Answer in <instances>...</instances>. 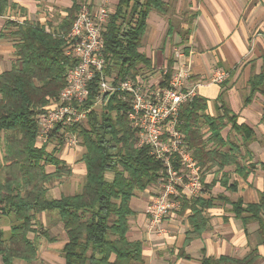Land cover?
<instances>
[{"label": "trees", "instance_id": "trees-1", "mask_svg": "<svg viewBox=\"0 0 264 264\" xmlns=\"http://www.w3.org/2000/svg\"><path fill=\"white\" fill-rule=\"evenodd\" d=\"M86 1L74 0L68 18L54 32L9 23L15 29L10 36L18 43L11 69L0 74V145L4 151L0 167V264L19 261L32 264L38 259L40 241L53 240L48 231H37V216L42 213L54 214L63 225L67 238L63 248L65 264H145L143 242L128 238L129 219L135 214L130 204L137 192L157 185L165 176V169L151 155L148 146L138 145L136 130L127 116L130 103L122 98L125 93L107 96L101 110H92L86 123L74 128L86 149L83 162L87 174L79 192L60 199L48 198V185L65 174L69 176L71 169L57 156L37 146L38 117L56 104L66 85L68 70L78 64V60L66 55L64 37ZM9 4L10 0H0V17ZM168 8L162 0H120L102 33L107 61L105 74L110 83L143 76L146 70L152 69L151 59L141 51L148 18L152 11L166 14ZM6 36L1 33L0 40ZM173 65L170 61L163 86L168 85L175 73ZM263 86L264 73L250 81L253 94ZM97 92L94 81L86 108L92 107ZM206 109V100L198 96L181 107L180 129L188 149L197 163L202 168L207 166L208 170L235 164L237 159L232 150L229 154L221 150L227 146L222 131L231 122L247 142L253 130L238 125L228 109H224V116L217 118L205 115ZM202 123L212 132L208 141L204 139ZM61 129L58 126L50 134V141L59 146H62ZM210 142L217 147L207 151ZM234 146L238 152L239 146ZM48 166H53L55 171L48 172ZM228 184L229 180L225 181L227 190L236 191V185ZM220 199L232 205L233 213L246 229L250 224L258 225L259 243L264 247V193H260V200L255 204H245L242 199L231 202L221 195L209 201L196 197L191 203L182 197V209L188 207L192 211L189 218L192 229L186 243L190 244L207 229V219L197 207L210 208ZM5 219L10 226L8 234L3 230ZM260 259L259 251L254 249L242 258L204 256L202 264H257Z\"/></svg>", "mask_w": 264, "mask_h": 264}, {"label": "crops", "instance_id": "crops-1", "mask_svg": "<svg viewBox=\"0 0 264 264\" xmlns=\"http://www.w3.org/2000/svg\"><path fill=\"white\" fill-rule=\"evenodd\" d=\"M88 1L94 10L107 5L111 15L120 2ZM162 1L169 7L168 12L150 13L141 49L153 66L139 77L155 83L164 81L169 71L168 64L173 61V72L181 68L191 70L188 85L203 83L197 89V96L207 102L205 115L222 117L224 109H228L236 117L238 125H246L253 130L251 139L245 142L244 136L233 129L231 122L227 124L222 131L227 146L221 150L227 154L232 150L237 160L224 168L214 166L208 170L207 166L201 167L204 184L208 188L200 197L209 201L221 195L231 202L242 199L245 204L258 203L260 193H264V86L253 94L250 81L264 73V0ZM73 4L74 0H10L6 13L0 17V34L7 35L0 40V74L9 71L16 59L18 41L10 36L15 29L9 23L38 26L54 32L68 18V10ZM217 69L229 73V79L223 84L209 83ZM202 133L205 140L211 138L212 132L207 124L202 123ZM234 145L239 146L238 152L233 149ZM216 147L214 142H210L207 151ZM45 149L71 169L69 177L48 185V198L60 199L63 195L76 194L87 174L83 162L86 149L81 141L74 149L54 142ZM3 158L4 151L0 145V167ZM47 171L54 172L55 168L48 166ZM108 176L112 179V175ZM228 180V186L236 185V191L226 189L225 181ZM159 186L137 192L130 204L135 214L129 219L128 238L133 242H143L145 264H202L204 256L242 258L254 249L261 256L257 264H264V247L259 243L258 225L253 223L246 229L233 213L232 205L222 199L216 200L210 208L197 207L207 219V229L190 244L186 240L192 229L189 220L192 211L188 207L182 209L183 205L165 220L162 232H150L147 207L157 196ZM186 199L189 203L193 201ZM49 214L38 215L37 226L49 229L48 216L52 221ZM58 225L60 227L56 228L63 230V225ZM6 229L9 231L10 227ZM44 239L50 243L48 247L51 249H63L67 243L66 237L61 241ZM41 244L44 246L43 241H40V247ZM41 254L40 249L39 256Z\"/></svg>", "mask_w": 264, "mask_h": 264}, {"label": "built area", "instance_id": "built-area-1", "mask_svg": "<svg viewBox=\"0 0 264 264\" xmlns=\"http://www.w3.org/2000/svg\"><path fill=\"white\" fill-rule=\"evenodd\" d=\"M89 1L82 3L70 32L64 37L66 55L78 60L66 74V85L56 104L38 117L40 132L36 144L39 148L50 145V134L61 126L62 145L74 149L80 140L74 128L85 124L92 110H99L104 99L115 93H125L130 103L127 113L131 126L136 130L139 146H148L151 155L160 161L165 176L159 181L161 192L147 207L149 231L162 232L165 220L180 209L182 197L196 198L204 192L202 168L187 147L180 128V111L185 104L197 97L203 83L188 85L190 69H178L167 86L150 82L142 77L129 78L117 84L110 83L105 74L107 65L104 27L111 17L107 5L91 12ZM229 73L217 69L209 83L223 84ZM98 89L92 107L85 105L91 96L92 83Z\"/></svg>", "mask_w": 264, "mask_h": 264}, {"label": "rangeland", "instance_id": "rangeland-1", "mask_svg": "<svg viewBox=\"0 0 264 264\" xmlns=\"http://www.w3.org/2000/svg\"><path fill=\"white\" fill-rule=\"evenodd\" d=\"M91 9V12H95L96 10H94L92 7H90ZM65 53H66V49H65ZM149 81V79H147ZM190 86V85H189ZM124 100L126 98L122 97ZM97 109L101 110L102 109V105H100L99 107H97ZM204 175H201V178H202V183L204 185ZM69 177L68 175H64V178H67ZM63 178V179H64ZM85 180V179H84ZM162 179H160L161 181ZM84 182V181H83ZM160 186H159V189H158V193L157 195L161 192V184L160 182L158 183ZM207 191V188L204 186V191ZM79 191V190H78ZM77 191V192H78ZM203 193H206V192H203ZM201 196V195H200ZM48 214V213H46ZM49 215H52V221L50 220V216H48V220L49 222L51 223V227L48 225L47 228L49 229H45V228H41V225H38L37 226V231H45L47 230L50 234V237H52L53 239H57L58 241L62 240L64 237H66L64 234V230H62L61 228H59L60 230H58L56 227H60V225H58L59 223L55 222L57 219H56V216L54 214H49ZM39 223V222H38ZM37 223V224H38ZM9 222L5 219L3 221V230L5 231V233L8 234V231L6 228H9L10 226L8 225ZM62 225V223H60ZM31 237H34L33 235H31ZM43 241L44 243V246H42L41 244V251H42V254L41 256L38 255V258L40 257V259H37L35 262H33L32 264H63V249H51L48 247V245L50 244L48 241H45V239L41 240ZM39 249V250H40ZM16 264H27V263H24V262H17Z\"/></svg>", "mask_w": 264, "mask_h": 264}]
</instances>
